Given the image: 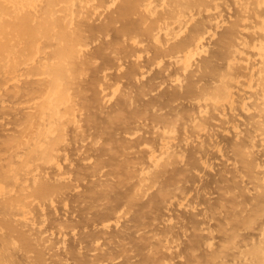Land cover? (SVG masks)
I'll use <instances>...</instances> for the list:
<instances>
[{
  "label": "bare ground",
  "instance_id": "obj_1",
  "mask_svg": "<svg viewBox=\"0 0 264 264\" xmlns=\"http://www.w3.org/2000/svg\"><path fill=\"white\" fill-rule=\"evenodd\" d=\"M0 264H264V0H0Z\"/></svg>",
  "mask_w": 264,
  "mask_h": 264
}]
</instances>
